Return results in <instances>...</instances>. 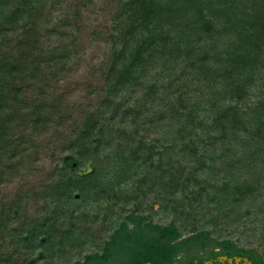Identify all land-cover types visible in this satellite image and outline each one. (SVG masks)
<instances>
[{"label": "trees", "instance_id": "1", "mask_svg": "<svg viewBox=\"0 0 264 264\" xmlns=\"http://www.w3.org/2000/svg\"><path fill=\"white\" fill-rule=\"evenodd\" d=\"M111 1L109 58L93 106L71 127L80 158L62 159L77 169L87 156L92 172L52 193L134 207L154 193L174 215L166 240L182 236L180 216L217 224L245 205L243 225L264 248V0ZM59 2L0 0V172L30 156L18 128L45 133L64 122L54 90L75 55L81 15L54 21ZM129 184L133 193L121 196ZM12 206H0V230ZM191 232L217 242L212 230Z\"/></svg>", "mask_w": 264, "mask_h": 264}, {"label": "rangeland", "instance_id": "2", "mask_svg": "<svg viewBox=\"0 0 264 264\" xmlns=\"http://www.w3.org/2000/svg\"><path fill=\"white\" fill-rule=\"evenodd\" d=\"M74 11L81 15L78 30L71 29L77 38L76 52L54 90L53 100L59 106L57 114L64 116V122L57 119L59 127L45 133L31 132L30 127L18 128L17 131L25 134L26 142H23L30 156L1 164L0 206L13 205L12 209L17 212L8 213L9 219L0 230V264L72 263L81 254L93 252L95 232L100 222H117V216L125 215L132 207L130 201L111 205L109 200H94L78 190L71 197L52 193L60 181L76 180L78 171L91 166L87 156L80 159L77 169L65 167L62 159L66 156L80 158L78 146L71 145V127L82 118L85 107L93 106L95 102L98 70L109 58L110 36L114 35L115 9L111 0H60L53 10V20L65 15L72 17ZM129 187L130 184L123 186L121 196L133 193ZM153 195L148 194L139 200L141 207L146 208L143 211L154 214L156 221L170 223L174 219L172 209L170 206L160 207L159 203L164 201L155 202ZM244 209L245 205H242L239 214L217 224L210 222V217L202 219L198 215L194 223L185 220L184 216H180L178 222L185 226L180 228L185 236L192 229L206 228L212 230V236L217 240H230L245 250L254 249L264 255V248H258L257 233L248 228L249 223L243 225L246 219L242 216Z\"/></svg>", "mask_w": 264, "mask_h": 264}, {"label": "flooded vegetation", "instance_id": "3", "mask_svg": "<svg viewBox=\"0 0 264 264\" xmlns=\"http://www.w3.org/2000/svg\"><path fill=\"white\" fill-rule=\"evenodd\" d=\"M144 209L132 206L117 216L119 221L100 222L93 252L68 264H264L257 250L247 253L226 240L192 238L196 232L166 240L169 223L154 220L155 215Z\"/></svg>", "mask_w": 264, "mask_h": 264}, {"label": "water", "instance_id": "4", "mask_svg": "<svg viewBox=\"0 0 264 264\" xmlns=\"http://www.w3.org/2000/svg\"><path fill=\"white\" fill-rule=\"evenodd\" d=\"M76 167H77V163L72 162L71 163V169H74ZM91 171H92L91 166H87L84 170L78 171L77 174H78V176H84V175H88Z\"/></svg>", "mask_w": 264, "mask_h": 264}]
</instances>
